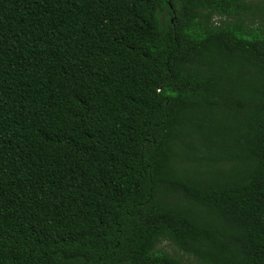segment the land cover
Instances as JSON below:
<instances>
[{
  "label": "trees",
  "instance_id": "trees-1",
  "mask_svg": "<svg viewBox=\"0 0 264 264\" xmlns=\"http://www.w3.org/2000/svg\"><path fill=\"white\" fill-rule=\"evenodd\" d=\"M0 264H264V0H0Z\"/></svg>",
  "mask_w": 264,
  "mask_h": 264
},
{
  "label": "rangeland",
  "instance_id": "rangeland-1",
  "mask_svg": "<svg viewBox=\"0 0 264 264\" xmlns=\"http://www.w3.org/2000/svg\"><path fill=\"white\" fill-rule=\"evenodd\" d=\"M230 169V168H229ZM166 249L168 250V251H170V252H172L173 250H174V248L173 247H171L170 245H167L166 246ZM178 252V251H177ZM180 253V252H179Z\"/></svg>",
  "mask_w": 264,
  "mask_h": 264
}]
</instances>
